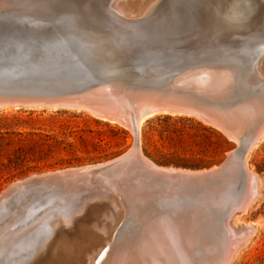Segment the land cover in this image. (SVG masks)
<instances>
[{
    "label": "water",
    "instance_id": "water-1",
    "mask_svg": "<svg viewBox=\"0 0 264 264\" xmlns=\"http://www.w3.org/2000/svg\"><path fill=\"white\" fill-rule=\"evenodd\" d=\"M8 1L0 7V107H38L41 100L54 101L56 108L80 107L95 118L131 129L134 143L130 151L103 161L35 173L10 183L0 192V224L27 201L44 219L43 227L57 215L55 232L87 224L88 230L100 234L102 249L94 263L103 259L119 232L136 243V235L146 230L153 231L156 248L166 247L168 237L176 236L169 248L182 249V264H231L234 244L226 259L215 261L225 232L229 237L238 233L233 234L238 227L230 219L247 200L244 155L255 135L239 136V146L215 168L193 170L149 161L140 153L137 132L144 115L172 108L177 101L197 104L226 118L230 126L255 129L257 122H241L249 109L247 98L236 93L246 76L240 60L207 49L203 42H182V21L175 19L182 15V0H160L156 5L155 9L166 2L168 13H174L164 25L152 17L153 10L136 19L115 15L111 26L105 21L81 23L57 35L53 33L61 30V18L95 12L99 0H81L75 7L66 0ZM113 28L116 33H138L123 40L114 35L107 55L106 39L96 33L115 32ZM83 31H95L96 36ZM156 32L168 41L153 44ZM180 78L186 83L178 86ZM228 189L235 194L232 201L228 197L218 204L209 201L215 194L223 199ZM56 201L65 204V210L41 213ZM197 204L205 211L192 216L190 210ZM193 227L200 231L196 244L186 235ZM212 228L217 235L209 234Z\"/></svg>",
    "mask_w": 264,
    "mask_h": 264
},
{
    "label": "rangeland",
    "instance_id": "rangeland-1",
    "mask_svg": "<svg viewBox=\"0 0 264 264\" xmlns=\"http://www.w3.org/2000/svg\"><path fill=\"white\" fill-rule=\"evenodd\" d=\"M224 4L222 9L226 18L223 17L215 37L201 45L240 60L244 74L247 75L238 86L236 93L247 98L246 101L252 102L254 98L259 100L258 103L262 109L264 75L259 77L254 73L255 61L252 55L264 47V32H262L264 31V0H224ZM232 13L240 19L238 24L234 25L230 22L229 17ZM80 21L64 19L59 22L61 30L55 31L53 35L83 23ZM257 26L258 31H256ZM77 30L81 31L79 28ZM108 30H101L102 33L97 31V33L103 35L110 33L108 35L112 38L115 35L114 38L117 40H123L126 37L124 33ZM138 137L140 151L154 163L193 170L217 166L227 152L239 146V141L228 138L219 128L202 122L193 115L183 113L165 112L149 116L141 123ZM46 142L53 143V148L45 157H40ZM133 143L134 135L128 128L118 123L95 118L83 109L2 106L0 107V192L10 183L31 174L109 159L129 149ZM20 144L26 147V156L15 160L14 149ZM174 163H182V166L174 165ZM246 164L258 178V193L244 211L232 215L230 224L235 227L254 224V228L247 235L246 240L237 247L231 264H264V133L249 150ZM257 167L261 168L260 172L257 171ZM17 211L14 212L15 215ZM42 211L45 212V210ZM14 213L8 214L9 216L7 215L4 220L9 222L8 226H0V249L2 248L0 254L4 253L0 255V264H13V262L14 264H30L29 262L32 263L34 260L36 245L33 247L34 243H32L31 247L28 243L35 242V239L31 237V234L34 237V230L27 229L31 233L28 235L24 228H28V223L32 221L36 222L38 220L36 215L39 214L30 213L31 215L25 218L27 213L19 212L15 218ZM44 222L43 218L37 221L39 230ZM22 226L24 227L20 230ZM216 233V230L212 228L209 234L213 236ZM4 242L8 243V247ZM24 246L34 248V251ZM169 247L165 249L169 257L168 264H182V249ZM19 253L22 255L20 256ZM29 255L32 258H29Z\"/></svg>",
    "mask_w": 264,
    "mask_h": 264
},
{
    "label": "bare ground",
    "instance_id": "bare-ground-1",
    "mask_svg": "<svg viewBox=\"0 0 264 264\" xmlns=\"http://www.w3.org/2000/svg\"><path fill=\"white\" fill-rule=\"evenodd\" d=\"M5 1H6V3L3 0H0V7L3 5H7L9 3L8 0H5ZM10 1H14L17 3L22 2V0H10ZM26 1L35 2V0L34 1L26 0ZM79 1L81 2V0H66V3L67 4L70 3V5L75 7L79 4ZM159 1L160 0H99V2H100L99 7L100 6L101 7L99 8L98 5H96L97 8H95V10H96L95 12H89L87 14L85 13V15L82 14L83 13L82 12V13L78 14L76 17L73 14H68L64 18L60 19V22L63 21L64 19H73L76 21L81 20L80 22H83V23L105 21L106 24L108 22L109 25L111 26L114 22L113 20L115 18V15L117 17L121 16V17H126L129 19H136V18L144 16L148 12L154 10L152 13V17L155 20L158 19L164 25L165 22L168 21V19L174 13L173 14L168 13L169 11H167V9H166L167 6L165 5L166 2L165 3L163 2L162 5H160L159 7H157L155 9V7L159 3ZM224 5H225L224 0H182V15L175 16L176 20L182 21V37H181L182 42H189L190 41V42L198 43V42L211 41L215 37L216 30H218L220 28V23L223 20L224 13H223L222 6H224ZM239 16H241V15H239ZM252 17H254V16H252ZM224 18H226V16ZM229 19H230V22L234 25L238 24L240 21V19H237V15L235 13H232L230 15ZM251 21L253 22L252 19H251ZM260 25H261V23H260ZM140 26H137V27L142 30V25H140ZM114 28L116 29V27H114ZM258 28L259 27L257 26L256 31H258ZM115 29H114V31H115ZM152 30L154 32L156 31L154 27L152 28ZM260 30H261V28H260ZM259 32L262 33L264 31H262V32L259 31ZM83 33H86L92 37L96 36V34H97V36L101 37L100 34H98V33L95 34L94 32H89V31L84 32L83 31ZM122 33L123 32L121 31V34ZM126 33L127 34H125L124 36L130 37L134 33H138V32L135 30L134 31L131 30V32H126ZM257 35H259V33ZM102 37L106 39L105 40L106 43H104V46H105L104 47L105 48L104 53L107 52V55H109L111 53L110 44L113 43V41H111V39H110L112 37H110L108 35V33H107V35H102ZM126 40L127 39H125V41ZM167 41H168L167 37L160 36V35L158 36L157 32L154 35L153 44L154 43H165ZM255 49H256V47H255ZM255 49H254V51H255ZM248 51L250 52V50H248ZM242 53H244V52H242ZM254 53L255 54L252 55L253 56L252 58L255 61L253 63V71H254V73L257 74V76L259 75V77H263V75H264V47L260 48L259 50H257ZM203 79L204 78H202L200 80H203ZM209 81H210V79H209ZM185 83H186V78H180V79L176 80V82H175V84H177L178 86L184 85ZM190 99H192V98H190ZM258 101L259 100L255 99V98L252 102H250L248 100L245 101V104L248 102V105L247 104L246 105L249 106V110H248L249 112L243 116V119H241V122H243L246 125L257 122L258 126H256L255 129L254 128L253 129L252 128H246L245 126H243V124H239V125L236 124L235 125V123H232L234 125L230 126V123L226 118L223 119L222 117H219L213 113L208 112L207 110L201 109L197 106V104L188 103L185 101L184 102L183 101H177V102H175L174 106H172V108L164 107L159 111L152 112V113L144 115L142 117V119L140 120V123H139V129L137 132V143L139 145L138 133L140 131L141 123L146 118H148L149 116H152L155 114H160V113H165V112L166 113H183V114L193 115L194 117L198 118L202 122L209 123V124L216 126L221 131H223L227 135L228 138H230L236 142H238L239 136H241V135H246V134L252 135V134H254L255 137L252 140L251 144L249 145V147H248V149L244 155V164H245V167H246V170H247L249 176L246 177V183L244 186L245 190H246L245 192L248 196H247L246 202L244 203L243 209L241 210V212H242L247 208V206L253 200L255 195L258 193V178H257L255 173H253L252 171H250L248 169L247 164H246V156H247L249 150L252 149L253 144H255V142L258 140V138H260V136L264 133V105L261 109L260 108L261 106L259 105ZM14 102L15 103L17 102V98L14 100ZM178 102H180V103H178ZM15 103H13V104H15ZM37 103H38L37 104L38 107H41V106H47V107H52V108L56 107L55 102L52 100L51 101L41 100L40 102H37ZM0 104L3 105V103H0ZM4 104H8V102H4ZM4 106L7 107L8 105H4ZM77 109H81V108L79 107ZM176 109H181L182 111H175ZM83 110H86V109H83ZM87 112H89V111H87ZM249 120L251 122H247ZM110 122L117 123L115 121H110ZM118 124H120V123H118ZM129 130L132 132L131 129H129ZM130 150H131V148L128 149V151H130ZM232 151H233V149L230 150L229 152H227L226 155L232 154L233 153ZM140 153L142 154L141 151H140ZM144 157H146V156H144ZM148 160L151 161L150 159H148ZM82 166H84V165H82ZM215 167L216 166H213L212 168H215ZM65 168H69V167H65ZM168 168L173 169V167H168ZM229 189H228L227 193L222 196L223 199L220 198L221 194L220 195L215 194V195H213L212 198H210L209 201L212 204L213 203L218 204L220 202H226L227 201L226 197L230 198V200L232 201L233 200L232 198H234L235 194L233 193L232 190H229ZM24 202H22V204H20L21 207L14 209V212L17 211L18 209H20L17 211L18 213L16 215L13 212L15 218L17 217L19 212L20 213L22 212V214L27 213L25 218H28L27 216L30 213L36 214V207L33 206V208L32 207L29 208V206H27V203H26L27 201H24ZM71 204H72V201L70 202L69 205H71ZM203 206L204 205L197 204L195 206V208H192L190 210L191 215L195 216L196 213L198 214V213L204 212L205 210H204ZM66 207H65V204H61L60 202L56 201L54 204H51L50 206H48L47 210L54 212V211H58L61 209L65 210ZM44 210L46 211V209H44ZM23 211H25V212L23 213ZM41 213H43V211H41ZM22 214H21V216H23ZM50 215H52V214H50ZM53 216L55 218L51 221H47L45 223V226L41 230L38 229L39 224L37 223V221L40 218H37L38 220L36 222L32 221V223L31 222L28 223L29 226H27V224H26V226L28 228H24L25 231L27 229L29 230V228H30L29 231L34 230L33 231L34 237H33V234L29 233L28 230H27V232H28V235L31 234L32 235L31 237L33 239H35L34 240L35 242L28 243L29 245L30 244L32 245V243H34L32 245L33 247H34V245H36L35 251H34V248L33 249L31 248L32 247L31 245H30L31 247H29V248L27 246H24L28 249H32L30 251L35 252L34 256H33L34 260L32 261V263L29 262L30 264H136V261H137V264H168V258L169 257L167 256V251L165 249L174 243L173 240H175L174 238L176 237V236H169L167 239V243L165 245L166 247L162 246V247L156 248L158 245L156 246L153 231H146L145 230V231H143V233H140L138 236L136 235V238H137L136 243H134V241H130V238H128L129 236H124L123 232L122 233L119 232L118 233L119 235L117 234L118 237L116 239L114 238L113 243H109L110 248L108 249V251L104 255L103 259L98 263H94L97 255L99 254L100 250L102 249V248H100L101 246L98 243L102 241L103 237L100 234L98 235L97 233H94V232L88 230L87 224L85 225V228H79L77 230L75 229V230L66 231V232H55L56 224L58 222V217H57V215H53ZM19 218H20V215H19ZM24 222L26 223L27 221H24ZM41 222L43 223V221H41ZM8 223L9 222H3L0 224V226L3 227V225H5V227H6V226H8ZM23 223H21V224H23ZM37 224H38V226H37ZM24 226L20 227L19 229L22 230L21 228H23ZM253 228H254V224H244L241 227L234 229V233H233L234 235L236 232H238L237 235L234 236L235 238L228 236L229 231H227V233L225 232V234L223 236V238L225 240L222 241V244L220 245V247L218 249L219 253L217 252L218 256H217V258H216L217 260L215 262H219L218 259H222V261H223V259H226L227 254L229 253L232 244L235 245L234 250H233V253L235 254L237 247L246 240L247 235L252 231ZM216 232H217V230H216ZM109 233H110V231H109ZM178 233H179L178 236L181 237V239H182V226H181L180 230H178ZM198 233H200V231H197L194 228L193 230L190 231V235L188 233L186 235L188 237L191 236V238L194 239L192 241H195V244H196L198 241V240L196 241V239H199ZM216 235H217V233H216ZM109 236L107 237L108 240L110 238ZM122 236H123V238L121 239ZM213 236H215V235H213ZM51 237H53V238L49 241L47 246H45L48 239ZM31 239L29 240V242L31 241ZM44 240H46V242H43V244L40 245L39 241H44ZM169 242H170V244H169ZM5 244L7 246L8 243H5ZM26 244H27V240H26ZM173 247L174 246H172V248ZM210 248H211V251L214 250L211 245H210ZM7 249H9V248H7ZM3 251H1V252H3ZM30 251H29V254L31 253ZM6 252L7 251H5V253ZM1 254L3 255L4 253H1ZM19 254H20V256L22 255L21 253H19ZM24 254H25V252H24ZM234 254H232V256H234ZM25 256H27V255H25ZM30 256L31 255H29L28 257L32 258V256L31 257ZM5 257H6V254H5L4 258ZM11 260L13 261V259H11ZM29 261H31V260H29ZM0 263H1V261H0ZM25 263H28V262H25ZM13 264H14V262H13ZM15 264H17V263H15Z\"/></svg>",
    "mask_w": 264,
    "mask_h": 264
},
{
    "label": "trees",
    "instance_id": "trees-1",
    "mask_svg": "<svg viewBox=\"0 0 264 264\" xmlns=\"http://www.w3.org/2000/svg\"><path fill=\"white\" fill-rule=\"evenodd\" d=\"M53 148V143H48L46 142V147L44 150L41 151L40 153V157H45L47 154L50 153V151L52 150ZM26 147L23 146V145H17L14 149V153H13V158L15 160H20L22 158H24L26 156ZM20 158V159H19ZM174 165H181L182 166V163H174ZM257 171L260 172L261 171V168L260 167H257Z\"/></svg>",
    "mask_w": 264,
    "mask_h": 264
}]
</instances>
